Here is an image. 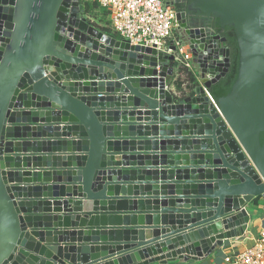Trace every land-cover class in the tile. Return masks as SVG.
Returning <instances> with one entry per match:
<instances>
[{
	"label": "water",
	"instance_id": "1",
	"mask_svg": "<svg viewBox=\"0 0 264 264\" xmlns=\"http://www.w3.org/2000/svg\"><path fill=\"white\" fill-rule=\"evenodd\" d=\"M196 4L177 14L200 76L183 95L174 55L100 29L81 0H0V264H168L245 233L264 196V0ZM215 18L241 52L218 106Z\"/></svg>",
	"mask_w": 264,
	"mask_h": 264
},
{
	"label": "built area",
	"instance_id": "2",
	"mask_svg": "<svg viewBox=\"0 0 264 264\" xmlns=\"http://www.w3.org/2000/svg\"><path fill=\"white\" fill-rule=\"evenodd\" d=\"M97 2L109 14V25L133 45L154 47L175 56L176 63L196 73L193 55L182 35H176L177 12L166 0H84ZM200 79V76H198ZM213 103L217 105L214 97ZM230 264H264V229L255 246L226 258Z\"/></svg>",
	"mask_w": 264,
	"mask_h": 264
},
{
	"label": "crops",
	"instance_id": "3",
	"mask_svg": "<svg viewBox=\"0 0 264 264\" xmlns=\"http://www.w3.org/2000/svg\"><path fill=\"white\" fill-rule=\"evenodd\" d=\"M104 10L103 9H95L94 12L88 13L87 15H89V17L93 18V20L95 18H97L99 21L101 20L102 22H107L109 21V14L105 13L104 14ZM103 19V20H102ZM100 22V23H102ZM101 29V28H100ZM176 35H180V32L176 31L175 32ZM120 38V37H119ZM189 47V45H188ZM176 72V69H175ZM113 79L116 77L114 75H112ZM109 78V76H108ZM174 77H169L168 81L170 83V88L174 91V92H178L176 85L174 83ZM122 91L118 90L115 93H121ZM139 117H137L138 119ZM38 138V136L32 138V139H36ZM31 149L34 150L33 147H31ZM38 149V148H37ZM36 154H45L47 152H42V151H35ZM50 153V152H48ZM150 181H147L146 183H148ZM48 184V183H44L43 180H41V182L39 183H35L36 185L39 184ZM54 183V181L52 182ZM42 184V185H43ZM43 194V193H41ZM246 209L248 211L249 214V222L248 227L245 231V233L241 236H236V237H231L230 239H225L224 243L222 246H216L210 253H208L205 256L200 257L199 259H185V258H180V257H176L173 261H170L168 264H230L229 262H227L226 258L231 256H236V255H240L242 253H244L246 250H248L249 248H252L253 246H255L257 240L260 238L261 236V232L264 229V196H258L255 197L251 202H249L246 206ZM148 225V221L145 222ZM136 224V222L132 223V225ZM89 223L88 226L89 227ZM102 225H107L108 227H111L110 223H106V224H98V225H93L95 226H102ZM169 226V224H168ZM177 228H179L180 226H184L183 224L180 225L178 223H176ZM88 227H83V228H88ZM171 227V226H170ZM82 228V226H78V229ZM230 229H224L223 232H227ZM164 236V235H162ZM156 237L154 236L152 239H155ZM148 239V238H147ZM153 264H160L158 262L153 263Z\"/></svg>",
	"mask_w": 264,
	"mask_h": 264
},
{
	"label": "trees",
	"instance_id": "4",
	"mask_svg": "<svg viewBox=\"0 0 264 264\" xmlns=\"http://www.w3.org/2000/svg\"><path fill=\"white\" fill-rule=\"evenodd\" d=\"M81 7L85 14L94 12V10L98 8L103 9L105 11L104 14H108V11L101 7L97 2L81 0ZM109 23V21L102 22L101 24L96 22V25L108 33L116 34L110 27ZM212 26L218 33L227 39L226 45L230 48L229 72L211 88V94L215 100H219L220 98L231 94L234 85L238 80L241 66V52L237 33L233 26H222L219 18H215ZM116 35L117 37H120L118 34ZM175 65L176 72L173 79L178 92L183 95L192 94L196 86L199 84L198 75L194 71L184 67L182 64L176 63Z\"/></svg>",
	"mask_w": 264,
	"mask_h": 264
},
{
	"label": "flooded vegetation",
	"instance_id": "5",
	"mask_svg": "<svg viewBox=\"0 0 264 264\" xmlns=\"http://www.w3.org/2000/svg\"><path fill=\"white\" fill-rule=\"evenodd\" d=\"M166 2L175 8L177 14L184 12L188 14L191 13L196 16H200L201 14L199 11L200 7L198 4H196V0H166Z\"/></svg>",
	"mask_w": 264,
	"mask_h": 264
},
{
	"label": "rangeland",
	"instance_id": "6",
	"mask_svg": "<svg viewBox=\"0 0 264 264\" xmlns=\"http://www.w3.org/2000/svg\"><path fill=\"white\" fill-rule=\"evenodd\" d=\"M87 15V14H86ZM88 16V18L93 22V24H95L96 25V22H102L101 20L99 21L97 18H95L94 20H93V18H91V17H89V15H87ZM199 21L200 22H203L204 20H202V19H199ZM204 23V22H203ZM101 24V23H100ZM97 26V25H96Z\"/></svg>",
	"mask_w": 264,
	"mask_h": 264
}]
</instances>
